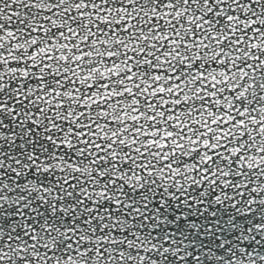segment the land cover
I'll list each match as a JSON object with an SVG mask.
<instances>
[{"label":"snow or ice","instance_id":"6c2138e0","mask_svg":"<svg viewBox=\"0 0 264 264\" xmlns=\"http://www.w3.org/2000/svg\"><path fill=\"white\" fill-rule=\"evenodd\" d=\"M0 264H264V0H0Z\"/></svg>","mask_w":264,"mask_h":264}]
</instances>
